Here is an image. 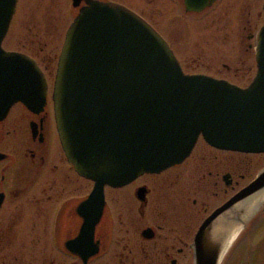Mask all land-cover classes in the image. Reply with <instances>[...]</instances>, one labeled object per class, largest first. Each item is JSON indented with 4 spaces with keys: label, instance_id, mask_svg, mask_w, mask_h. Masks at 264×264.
Wrapping results in <instances>:
<instances>
[{
    "label": "water",
    "instance_id": "water-1",
    "mask_svg": "<svg viewBox=\"0 0 264 264\" xmlns=\"http://www.w3.org/2000/svg\"><path fill=\"white\" fill-rule=\"evenodd\" d=\"M67 28L54 78L56 130L66 159L93 182L79 205V239L91 241L105 212V186L123 187L188 158L201 137L211 147L264 153V26L255 47L256 74L247 87L205 74H185L171 47L141 16L112 2L85 0ZM79 0H73V7ZM17 0H0V119L15 103H46L47 82L36 61L6 51ZM264 167L201 222L192 264H221L228 223L244 228L262 201ZM88 234V235H87Z\"/></svg>",
    "mask_w": 264,
    "mask_h": 264
},
{
    "label": "flooded vegetation",
    "instance_id": "flooded-vegetation-1",
    "mask_svg": "<svg viewBox=\"0 0 264 264\" xmlns=\"http://www.w3.org/2000/svg\"><path fill=\"white\" fill-rule=\"evenodd\" d=\"M100 1L129 7L148 22L156 18H190L191 26L197 30L217 24L218 31L220 24L225 28L224 15L228 11L248 10L246 20L242 19L243 31L247 30L242 39L246 41L245 55L253 52L254 59L259 29L264 25L258 23L256 31L250 29L252 19L259 20L264 14V3L256 17L253 14L258 0ZM85 5V0H79L73 7L71 0L72 15ZM34 61L47 82L46 103L37 111H30L22 102L15 103L0 119V264H191V243L201 222L250 182L240 184L246 177L242 170L247 171L251 166L244 167L240 157L232 156L246 154L219 150L204 142L205 152L194 160L193 170L185 172L183 168L181 174L178 170L174 178L167 175L160 180L164 185L160 188L147 183L136 185L132 195L138 203L136 210L133 206L126 211L114 210L113 202L107 197L108 190L124 189L144 175L161 177L167 170L180 169L197 144L180 164L160 173H144L123 187L105 186L106 209L94 228L93 244L97 251L92 253L90 239L77 238L84 222L78 207L91 192L93 183L79 175L66 160L58 140L51 99L55 73L52 77L41 61ZM230 69L225 65L224 72L229 74ZM255 69L256 60L254 71L249 67L245 74L240 75L239 69L233 75L247 77L248 83L242 86L246 87ZM180 180L177 192L180 198H176L175 209L151 211L150 195L165 187L172 188ZM85 181L90 183L88 189ZM219 191L223 200L209 209L208 195L215 197ZM199 196L205 200L199 202Z\"/></svg>",
    "mask_w": 264,
    "mask_h": 264
},
{
    "label": "rangeland",
    "instance_id": "rangeland-1",
    "mask_svg": "<svg viewBox=\"0 0 264 264\" xmlns=\"http://www.w3.org/2000/svg\"><path fill=\"white\" fill-rule=\"evenodd\" d=\"M130 1L135 2L136 0ZM17 2L16 13L10 22L7 36L3 41V47L6 50L29 53L35 60L41 61L46 71H50L53 77L57 64L56 59L60 51L59 48L63 42L67 26L73 20L70 10L71 0H18ZM263 3L264 0H258L253 7L255 17L257 11H261ZM238 10L235 12L228 11L224 15V21L227 22L226 26L223 28V25L220 24L221 29L218 31L217 24H213L207 30H197L191 26L190 18L176 20L156 18L151 20L150 23L156 27L171 45L185 73H203L212 75L215 78L221 77L239 86H244L248 83V78H236L233 72L240 69V75L245 74L246 69L249 67L251 71H254L255 60L253 52L248 56L245 55L244 45L246 41L242 39L247 31H243L242 19L245 17L246 20V15L249 11L245 9ZM191 20L194 22V19ZM258 23L259 25L260 23L264 24L263 13L259 20L258 18L252 19L250 29L256 31L254 29ZM225 65L230 66L231 73L227 74L224 72ZM204 144L202 139L197 141V145L192 152L193 155L180 169L167 170L160 174L161 177L144 175L124 189L108 190L107 197L113 202L114 210L126 211L133 209V207L135 210L138 208L136 199L132 197L136 185L147 183L151 187L160 188L164 186L160 180H164L165 177H168L167 175L174 178L178 170L180 174L183 168H186L185 172L193 170L194 160L205 152ZM233 155L234 159L240 157L239 161L244 167L251 166L247 171L244 170L245 168L242 170L245 172L246 177L243 182H240L241 186L253 178L255 173L264 166V154ZM228 157H230V154H228ZM187 162H189V165H186ZM85 182L88 189L90 183ZM179 184L181 185V180L172 188L165 187L155 194L152 193L150 195L151 211L175 209L173 207L174 203L180 198L179 194H177L180 190ZM208 196H210L208 201L211 203V205H208L209 209L216 207L223 200L221 192L215 197L211 196V193ZM202 200H205V197L199 196L198 201ZM150 209L148 208L147 210L149 211ZM186 209H190V207ZM186 212L185 210L183 212L185 217L187 215ZM248 261L250 264L252 262L264 264V203L261 204L255 217L250 218L246 226L240 230V233L222 259L221 264H247Z\"/></svg>",
    "mask_w": 264,
    "mask_h": 264
},
{
    "label": "bare ground",
    "instance_id": "bare-ground-1",
    "mask_svg": "<svg viewBox=\"0 0 264 264\" xmlns=\"http://www.w3.org/2000/svg\"><path fill=\"white\" fill-rule=\"evenodd\" d=\"M262 201H264V192L259 193L251 201H248L246 205H244V207L242 208V211L245 216L246 214L251 213L255 209V207ZM228 227L229 228L227 229V235L224 240V249H227L231 241H234V239L237 237L240 224L228 223Z\"/></svg>",
    "mask_w": 264,
    "mask_h": 264
}]
</instances>
